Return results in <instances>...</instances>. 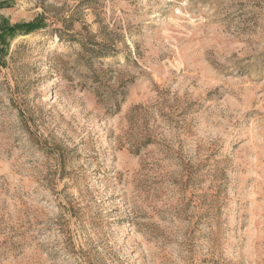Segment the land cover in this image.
<instances>
[{
  "label": "rangeland",
  "instance_id": "1",
  "mask_svg": "<svg viewBox=\"0 0 264 264\" xmlns=\"http://www.w3.org/2000/svg\"><path fill=\"white\" fill-rule=\"evenodd\" d=\"M0 264H264V0H0Z\"/></svg>",
  "mask_w": 264,
  "mask_h": 264
},
{
  "label": "trees",
  "instance_id": "2",
  "mask_svg": "<svg viewBox=\"0 0 264 264\" xmlns=\"http://www.w3.org/2000/svg\"><path fill=\"white\" fill-rule=\"evenodd\" d=\"M22 26L33 27L35 25L32 23H26V24L21 23V24H17V25L12 26L10 29L14 30V29L22 27Z\"/></svg>",
  "mask_w": 264,
  "mask_h": 264
}]
</instances>
